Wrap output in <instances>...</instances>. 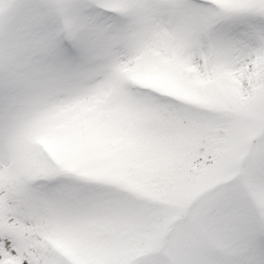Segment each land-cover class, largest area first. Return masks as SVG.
<instances>
[{
	"label": "snow or ice",
	"instance_id": "6c2138e0",
	"mask_svg": "<svg viewBox=\"0 0 264 264\" xmlns=\"http://www.w3.org/2000/svg\"><path fill=\"white\" fill-rule=\"evenodd\" d=\"M0 264H264V0H0Z\"/></svg>",
	"mask_w": 264,
	"mask_h": 264
}]
</instances>
